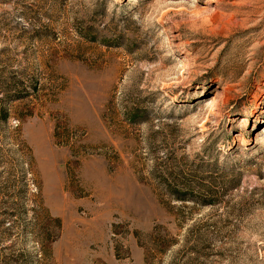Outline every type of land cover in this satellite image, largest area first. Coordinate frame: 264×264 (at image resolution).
Here are the masks:
<instances>
[{
  "label": "rangeland",
  "instance_id": "obj_1",
  "mask_svg": "<svg viewBox=\"0 0 264 264\" xmlns=\"http://www.w3.org/2000/svg\"><path fill=\"white\" fill-rule=\"evenodd\" d=\"M157 226L148 264H264V0H0V264Z\"/></svg>",
  "mask_w": 264,
  "mask_h": 264
},
{
  "label": "trees",
  "instance_id": "obj_2",
  "mask_svg": "<svg viewBox=\"0 0 264 264\" xmlns=\"http://www.w3.org/2000/svg\"><path fill=\"white\" fill-rule=\"evenodd\" d=\"M49 219L53 220L57 223L58 228L61 227V220L58 218H52L49 216ZM162 229V230H161ZM60 232V231H59ZM59 232L53 236V234L50 232L45 233V235H41L38 237L39 240H41V246L39 249V252L36 254H29L27 252H23L18 257L20 264H46L51 259V248L50 243L59 235ZM148 244L146 247V262L148 264L149 260V253L154 252H163L165 251L169 246L172 245V239L170 238V235L168 232L163 231V227L157 226L155 229L148 235Z\"/></svg>",
  "mask_w": 264,
  "mask_h": 264
}]
</instances>
